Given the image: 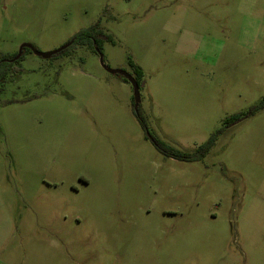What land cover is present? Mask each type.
<instances>
[{
	"label": "rangeland",
	"instance_id": "374dc122",
	"mask_svg": "<svg viewBox=\"0 0 264 264\" xmlns=\"http://www.w3.org/2000/svg\"><path fill=\"white\" fill-rule=\"evenodd\" d=\"M95 24L0 93V264H264V109L226 122L264 98V0H0V54Z\"/></svg>",
	"mask_w": 264,
	"mask_h": 264
},
{
	"label": "trees",
	"instance_id": "16d2710c",
	"mask_svg": "<svg viewBox=\"0 0 264 264\" xmlns=\"http://www.w3.org/2000/svg\"><path fill=\"white\" fill-rule=\"evenodd\" d=\"M101 33L102 31L99 29V24H95L85 29H82L78 33H76L73 36V38H71V40L74 41L73 45L70 47H67L66 49H64L63 51L59 53H67L71 49H73L75 45L94 47V41L96 42V45L99 47V49H101V43L105 38L111 40L110 36L105 37ZM16 56H17V53L13 55L0 54V93L4 91L5 83L7 82L8 77L12 74H16L22 71L21 61H22L23 55H21L19 59L15 60ZM132 65H133V69L135 73V78L141 87V84L143 83L144 72L140 66H137L133 63ZM122 78L125 82H129L125 77L122 76ZM261 109H264V98L259 102V104L251 107L247 113H239V114L233 115L230 118H228L226 122L229 124V126H232L242 121L244 118L254 115L257 111ZM135 114L139 122L141 123V125L145 129H147L146 120L144 116L142 115L140 106H139V111L136 112ZM219 133L220 132L212 135V137L208 141L201 144L197 149L191 152L168 147L164 143L158 140H155V145L167 157H172V158L182 160V161H199L206 157L211 147L214 145Z\"/></svg>",
	"mask_w": 264,
	"mask_h": 264
},
{
	"label": "water",
	"instance_id": "95a60500",
	"mask_svg": "<svg viewBox=\"0 0 264 264\" xmlns=\"http://www.w3.org/2000/svg\"><path fill=\"white\" fill-rule=\"evenodd\" d=\"M73 40L68 42L67 44H65L64 46L56 49V50H53V51H49V52H41L40 50H38L35 46H33L32 44H28V43H25L23 44L20 49H19V52L17 54V56L15 57V60L16 59H19L22 55V52H23V49L24 48H30L35 54L39 55V56H42V57H45V58H49L61 51H63L64 49H66L67 47H69L71 44H72ZM100 60L102 62V64L104 65L103 63V56L102 54L100 55ZM104 67L111 73L113 74H120L122 75L123 77H125L133 86V89H134V111L135 112H138L139 111V106H140V85L138 83V81L136 80V78L124 71V70H120V69H110V68H107L105 65Z\"/></svg>",
	"mask_w": 264,
	"mask_h": 264
},
{
	"label": "flooded vegetation",
	"instance_id": "af4514ba",
	"mask_svg": "<svg viewBox=\"0 0 264 264\" xmlns=\"http://www.w3.org/2000/svg\"><path fill=\"white\" fill-rule=\"evenodd\" d=\"M70 41H72V40H70ZM69 41V42H70ZM73 43H74V41L72 42V44L70 45V46H72L73 45ZM69 46V47H70ZM94 48H96L99 52L101 51V49H99V47L96 45V42L94 41ZM135 77V76H134Z\"/></svg>",
	"mask_w": 264,
	"mask_h": 264
}]
</instances>
